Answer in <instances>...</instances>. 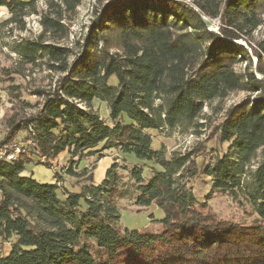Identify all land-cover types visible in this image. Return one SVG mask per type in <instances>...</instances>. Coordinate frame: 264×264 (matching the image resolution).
I'll use <instances>...</instances> for the list:
<instances>
[{
    "label": "trees",
    "instance_id": "1",
    "mask_svg": "<svg viewBox=\"0 0 264 264\" xmlns=\"http://www.w3.org/2000/svg\"><path fill=\"white\" fill-rule=\"evenodd\" d=\"M44 1L43 33L66 38L63 16L82 0ZM35 2L0 0V8L18 24L36 14ZM263 14L264 0H104L79 53L41 39L15 43L20 61L46 59L60 77L52 90L34 92L42 98L35 115L14 103L5 119L0 148L22 151L13 161L0 160V264H264V158L256 163L264 150V35L252 40ZM203 19L217 20V32ZM112 77L115 86L108 84ZM233 93L245 98L213 130L228 145L222 156L203 144L169 158L152 150L150 131L195 132L205 104ZM97 102L106 104L109 123ZM108 151L151 164L147 180L144 164L130 177L135 205L162 210V219L150 217L157 230L120 229L117 163L98 184L87 174L79 193L60 187L57 173L54 183L23 175L27 165L49 167L62 153L99 161ZM75 165L70 161L69 176ZM203 177L207 199L224 193L245 202L251 223L201 213L190 183Z\"/></svg>",
    "mask_w": 264,
    "mask_h": 264
},
{
    "label": "rangeland",
    "instance_id": "2",
    "mask_svg": "<svg viewBox=\"0 0 264 264\" xmlns=\"http://www.w3.org/2000/svg\"><path fill=\"white\" fill-rule=\"evenodd\" d=\"M186 3L189 0H182ZM104 0H82L74 13L64 14L61 24L68 30V36L64 39H58L50 33L44 34L40 25V19L48 10L44 0H36V14H31L23 19L22 23L13 24L7 20L10 18V13L4 7L0 8V141L5 135V119L11 113L12 104L19 105L18 111L22 114L35 115L41 106L42 98L37 97L34 92L37 90L46 91L53 89L55 81L60 75L51 71L48 67L46 59H40L35 65H26L19 60L18 56L12 52V47L15 43L24 40L36 41L41 39L46 44L65 46L79 53V45H81L83 36L86 33L87 27L90 25L96 10L100 9ZM191 4V3H190ZM215 28H218V21H211ZM217 32V31H216ZM264 35V14L263 25L260 26L252 35V40L257 42ZM78 43V44H77ZM244 45V43L242 42ZM246 46V45H245ZM247 47V46H246ZM248 48V47H247ZM249 49V48H248ZM253 63L255 58L252 57ZM7 71L6 75L3 71ZM108 84L116 85V79L110 78ZM12 88L15 89L12 90ZM15 93L20 94L19 98H15ZM245 98L243 93H233L225 100H215L206 103L203 109L202 117L198 120L201 128L193 130L189 129L182 131L162 130L160 132L150 131L152 134L151 148L154 151H163L164 156L169 158L174 151L185 152L196 147L198 144H203L213 157L216 155L222 156L228 147L227 144H219L213 138V130L219 125L223 119L224 111L231 105L238 103ZM95 110L109 123L108 108L106 104L97 102L94 106ZM23 132L19 138L26 137ZM104 157L97 161V156L85 157L81 161L70 158L67 153H62L60 156L50 163L51 168L47 165L38 164L27 165L26 172L35 174L39 179V183H44L54 180V173H57L58 185L65 187L73 193H79L81 186L84 184L87 174H92L95 183H100L107 170L117 163L118 168L116 173L120 175L119 189L122 191V196L116 200V206L120 213L119 226L124 230H157L158 225L152 222L160 220L164 214L155 205L146 208H140L135 205L137 196L136 186L130 177V170L134 166H141L143 161L137 160L131 154H121L117 151H108L104 153ZM264 158V150H259L257 153L256 163ZM202 160L199 158V161ZM72 161L74 166L75 176L67 174V167ZM43 163V161H41ZM151 164L143 165V176L147 180L149 177V167ZM83 170H86V175H83ZM207 178L196 179L190 183L192 192L197 200V209L205 214L210 212L216 219L229 220L240 224H250L253 219V214L249 206L240 200H235L224 193H213L207 199L210 192V185ZM204 206V207H203Z\"/></svg>",
    "mask_w": 264,
    "mask_h": 264
},
{
    "label": "built area",
    "instance_id": "3",
    "mask_svg": "<svg viewBox=\"0 0 264 264\" xmlns=\"http://www.w3.org/2000/svg\"><path fill=\"white\" fill-rule=\"evenodd\" d=\"M21 151L20 146H13L11 149L0 148V160L13 161Z\"/></svg>",
    "mask_w": 264,
    "mask_h": 264
},
{
    "label": "water",
    "instance_id": "4",
    "mask_svg": "<svg viewBox=\"0 0 264 264\" xmlns=\"http://www.w3.org/2000/svg\"><path fill=\"white\" fill-rule=\"evenodd\" d=\"M203 22H204L205 26L207 27V29H208L209 31H214V32L217 31V28L214 27V25L212 24L211 21L206 20V19H203Z\"/></svg>",
    "mask_w": 264,
    "mask_h": 264
},
{
    "label": "crops",
    "instance_id": "5",
    "mask_svg": "<svg viewBox=\"0 0 264 264\" xmlns=\"http://www.w3.org/2000/svg\"><path fill=\"white\" fill-rule=\"evenodd\" d=\"M23 175H24V176H29V175H31L33 179H35L37 182L39 181V179L36 178V177H35V174H33V173H31V174L29 173V175H27V173H23ZM39 182H40V181H39ZM54 182H55V181H54ZM54 182H53V181H48V182H44V183H54Z\"/></svg>",
    "mask_w": 264,
    "mask_h": 264
}]
</instances>
